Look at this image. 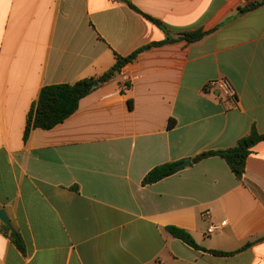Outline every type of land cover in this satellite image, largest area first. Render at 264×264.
<instances>
[{
	"label": "crops",
	"instance_id": "crops-1",
	"mask_svg": "<svg viewBox=\"0 0 264 264\" xmlns=\"http://www.w3.org/2000/svg\"><path fill=\"white\" fill-rule=\"evenodd\" d=\"M131 1L171 37L213 32L140 53L65 122L25 141L43 87L100 77L116 55L168 34L123 0H0V209L26 244L22 252L0 221V264H264V141L242 180L214 156L143 185L159 165L232 148L253 127L264 133V4ZM222 77L236 100L206 91Z\"/></svg>",
	"mask_w": 264,
	"mask_h": 264
},
{
	"label": "trees",
	"instance_id": "trees-1",
	"mask_svg": "<svg viewBox=\"0 0 264 264\" xmlns=\"http://www.w3.org/2000/svg\"><path fill=\"white\" fill-rule=\"evenodd\" d=\"M126 2L133 10L142 14L149 21L156 24L159 28L164 30L168 37L162 42H153L141 49L137 50L133 54L127 57H122L116 55V64L105 74L100 77L86 78L82 79L74 84L63 83L55 85H47L42 88L38 100L32 105L27 118L26 129L24 134V140L27 141L31 132L35 129L51 130L57 125L65 122L70 116H72L80 106V102L83 98L91 94L98 87L94 85L95 82L98 84L105 83L116 76L122 71V69L134 62L137 56L155 46H161L164 44L175 43L178 41H186L188 43H196L203 40L207 35L213 31H207L203 28L189 31L183 33L178 38L169 36L168 29L163 25V23L150 15L142 12L138 7H136L131 0H123ZM264 4V0L251 3L242 12L252 11ZM130 85L128 84V87ZM175 125L174 121H170L169 128H173ZM264 141V133H260L255 127L252 128L251 132L241 138L237 144L229 149L224 150H213L201 153L192 159L193 163L200 162L206 158L219 156L223 158L229 165L235 176L242 180L245 174V167L248 157L252 154L255 146ZM180 162L165 163L153 168L145 176L143 180V185H150L157 183L167 177H170L178 173L183 168H178ZM1 210V209H0ZM6 233L12 237V240L16 246L22 251L26 252V244L18 233H13L8 226H4ZM166 230L173 237L182 240L184 243L190 247L198 250L207 251L205 248L200 247L193 236L186 230L176 227L168 226ZM251 243L245 246L249 247ZM213 253H218L222 255H234L235 253H219L213 251Z\"/></svg>",
	"mask_w": 264,
	"mask_h": 264
},
{
	"label": "built area",
	"instance_id": "built-area-1",
	"mask_svg": "<svg viewBox=\"0 0 264 264\" xmlns=\"http://www.w3.org/2000/svg\"><path fill=\"white\" fill-rule=\"evenodd\" d=\"M127 88H129L128 85L125 86V89ZM206 91L217 93L224 99H237V92L233 84L229 79L224 77L210 81L206 86ZM207 214L210 213L207 212ZM225 225L226 222L211 224L207 230V235H213L214 233L222 230Z\"/></svg>",
	"mask_w": 264,
	"mask_h": 264
},
{
	"label": "water",
	"instance_id": "water-1",
	"mask_svg": "<svg viewBox=\"0 0 264 264\" xmlns=\"http://www.w3.org/2000/svg\"><path fill=\"white\" fill-rule=\"evenodd\" d=\"M94 85L97 86L98 82H95ZM191 164H192L191 159H187L186 161L178 164V168L189 167ZM0 221L4 223L5 225H7L13 233H16L8 214L4 209L0 210Z\"/></svg>",
	"mask_w": 264,
	"mask_h": 264
}]
</instances>
